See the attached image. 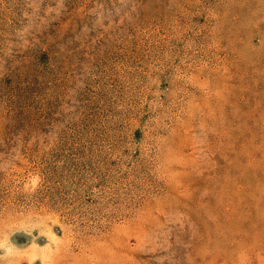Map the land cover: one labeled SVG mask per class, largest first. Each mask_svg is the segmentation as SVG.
Instances as JSON below:
<instances>
[{"label":"rangeland","instance_id":"1","mask_svg":"<svg viewBox=\"0 0 264 264\" xmlns=\"http://www.w3.org/2000/svg\"><path fill=\"white\" fill-rule=\"evenodd\" d=\"M0 264H264V0H0Z\"/></svg>","mask_w":264,"mask_h":264},{"label":"bare ground","instance_id":"2","mask_svg":"<svg viewBox=\"0 0 264 264\" xmlns=\"http://www.w3.org/2000/svg\"><path fill=\"white\" fill-rule=\"evenodd\" d=\"M40 221H41V220H40ZM46 234H47V233H46ZM49 234H50V233H49ZM49 234H48V235H49ZM54 238H55V237H54ZM32 243H33V242H32ZM35 243H36V242H35ZM49 243H50V242H49ZM37 245H38V244H37ZM49 245H50V244H49ZM55 245H57V244L55 243ZM25 246H26V245H25ZM25 246H24V247H25ZM47 247H48V246H46V248H47ZM26 248L29 249V247H27V246H26ZM56 248H57V247H56ZM30 250H31V249H30ZM36 250H38V249H36ZM49 250H50V249H49ZM51 250H52V249H51ZM34 251H35V250H34ZM42 251H43V250H42ZM42 251H41V252H42ZM30 252H31V251H30ZM32 252H33V251H32ZM32 254H33V253H32ZM39 254H41V253H39ZM42 256H44V255H42Z\"/></svg>","mask_w":264,"mask_h":264}]
</instances>
